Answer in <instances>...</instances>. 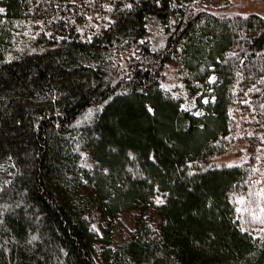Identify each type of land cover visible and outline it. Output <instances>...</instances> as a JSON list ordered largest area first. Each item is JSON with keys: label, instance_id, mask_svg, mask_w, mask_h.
I'll return each instance as SVG.
<instances>
[{"label": "trees", "instance_id": "16d2710c", "mask_svg": "<svg viewBox=\"0 0 264 264\" xmlns=\"http://www.w3.org/2000/svg\"><path fill=\"white\" fill-rule=\"evenodd\" d=\"M0 8V264H264V15L232 0ZM122 213L119 240L101 221Z\"/></svg>", "mask_w": 264, "mask_h": 264}, {"label": "rangeland", "instance_id": "374dc122", "mask_svg": "<svg viewBox=\"0 0 264 264\" xmlns=\"http://www.w3.org/2000/svg\"><path fill=\"white\" fill-rule=\"evenodd\" d=\"M232 2H233V5L238 6V8L240 9V12L243 14H250V13L258 12V13L264 15V0H232ZM178 80H179L178 71L173 64H170L165 71L164 78H163V85L167 88H174V87L177 88V86L179 85ZM193 104L194 103L191 99L190 100L187 99L183 103L184 107H189V108H191L193 106ZM239 158L241 159V157H236L234 154H229V155L225 154L223 156L216 157L214 159V162L219 164V165L220 164L222 165V164H228L230 162L236 161ZM259 176L260 175H257V177H259ZM251 187H253V186H251ZM258 189H260V185L258 184V181H257V184L255 185V190H258ZM245 209H246V207H245ZM131 219H132L131 214L122 213L121 215L114 218L113 220L104 218L101 221V225L103 228V227H106L108 224H110L111 229L115 233V235H117V238L119 240H124L125 238L128 237V234L130 232L131 223H132ZM118 239H116V240H118Z\"/></svg>", "mask_w": 264, "mask_h": 264}, {"label": "snow or ice", "instance_id": "6c2138e0", "mask_svg": "<svg viewBox=\"0 0 264 264\" xmlns=\"http://www.w3.org/2000/svg\"><path fill=\"white\" fill-rule=\"evenodd\" d=\"M105 7H109V6L105 5ZM127 7H131V5H127ZM4 12H5V9L0 8V13H4ZM233 55H234V53H233ZM208 79H209V82H212V81H214L216 79V77L214 75H211V76L208 77ZM212 99L214 100L215 97H213ZM205 102H207V100H205ZM89 111H91V109ZM148 111L152 112L153 109L149 106L148 107ZM197 114H199V113H197ZM256 159L259 160L260 158L256 157ZM217 166H219V165H217ZM227 166L228 167H232L233 165L229 164ZM89 167H91V166L89 165ZM105 171H107V170L105 169ZM254 171H258V169H254ZM257 195L260 196L261 198H264V189H261L257 193ZM238 200H239L240 203H243L245 201V197H239ZM156 202L158 204H160V203H163L164 201L162 199H157ZM5 207H7V205H5ZM251 215H252L253 219L260 220L262 223H264V218H262V217H264V205L259 206V214L257 212H252ZM242 230H244V229H242ZM261 231H264V230H261ZM32 239L35 240V239H38V237L33 236Z\"/></svg>", "mask_w": 264, "mask_h": 264}]
</instances>
